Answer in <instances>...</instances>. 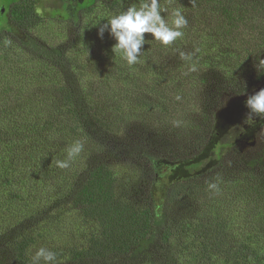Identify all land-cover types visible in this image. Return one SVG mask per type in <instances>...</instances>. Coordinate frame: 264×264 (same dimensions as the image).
Instances as JSON below:
<instances>
[{"label": "trees", "instance_id": "16d2710c", "mask_svg": "<svg viewBox=\"0 0 264 264\" xmlns=\"http://www.w3.org/2000/svg\"><path fill=\"white\" fill-rule=\"evenodd\" d=\"M54 1L0 0V264H31L39 247L57 264H264V156L214 140L223 96L264 82V0H160L169 23L183 9L184 36L146 33L132 66L93 24L140 0ZM51 21L64 40L40 32ZM79 43L84 64L69 54ZM75 140L84 151L56 167ZM163 163L190 175L160 194ZM219 203L230 214L208 212Z\"/></svg>", "mask_w": 264, "mask_h": 264}, {"label": "clouds", "instance_id": "9594fccd", "mask_svg": "<svg viewBox=\"0 0 264 264\" xmlns=\"http://www.w3.org/2000/svg\"><path fill=\"white\" fill-rule=\"evenodd\" d=\"M165 11L160 0H140L138 6L130 5L119 14L106 17L103 13H98L100 18L93 25H97L102 18L105 19L106 22L99 25L98 35L103 38L104 32L107 30L115 39L112 52L119 54L128 66H132L139 61L142 47L147 41L146 33L151 34V39H155L165 46L172 45L177 39L183 38V29L188 26L183 9H172L171 23L162 15ZM8 43L10 41H5V46ZM179 56L182 60L190 62L189 72L197 70L196 64L192 62L193 54L179 51ZM245 104L250 110L246 117V123L254 124L253 115L264 117V88L249 95ZM84 148L85 144L82 140L73 141L66 149L65 158L56 160V167L69 168L84 151ZM208 188L215 192L220 190L216 182H209ZM31 264H57V253L47 247H39L31 257Z\"/></svg>", "mask_w": 264, "mask_h": 264}, {"label": "rangeland", "instance_id": "374dc122", "mask_svg": "<svg viewBox=\"0 0 264 264\" xmlns=\"http://www.w3.org/2000/svg\"><path fill=\"white\" fill-rule=\"evenodd\" d=\"M53 1L54 0H50L51 3L55 2ZM56 2L58 1L56 0ZM51 3H48V9L50 11L52 10L54 5H51ZM48 24H50V26L40 25L38 27V29H40V32H42L46 38H50L53 42L64 40L66 34L64 33V27L60 23H56L53 21L49 22ZM89 48L98 50V48L100 47L98 42L96 41L93 42L92 45L89 46ZM68 49L70 50L69 54L73 56V58L78 63L84 64V57L86 56L85 52H87L86 50H84V44L81 45V43H79L77 46L71 45L70 47H68ZM99 62L100 64L98 65V67L102 68L104 62L103 60H99ZM231 67L234 68L235 64L231 63ZM96 68H94V70ZM92 70L90 72H92ZM210 84L214 89L217 88L218 85H220L215 79H213ZM261 88H264V82L256 85L253 91L248 95L243 96L229 93L228 95L223 96L221 105L222 108L217 113L215 118L217 133L216 135H214V140L218 135L227 134L232 136V141L234 143H245L248 147H253V150H251V152L247 154L253 155L262 152L264 156V117L253 115L254 124L249 125L245 122L246 117L250 112V110L246 107L245 101L249 95L253 94ZM102 93L104 96H107L108 94L111 95L110 92ZM199 159H206L207 162L204 164V167L209 168L215 167L219 162L218 158L212 151L203 152ZM184 164L185 163H163L160 166L158 165L160 173V175H158V183L156 185L158 193L161 194L162 192H164L172 181L179 180L190 175V173L186 170ZM162 169H164V171H162ZM256 172L257 174L264 177V157L260 164L257 165ZM227 192V190L224 191V193ZM221 204L222 203H219L217 205L213 204L211 209L212 211L209 210L208 212L213 214H216V212L230 214V212L226 211V207L221 206ZM82 234L83 236L80 235V238H83L85 236L84 230Z\"/></svg>", "mask_w": 264, "mask_h": 264}, {"label": "water", "instance_id": "95a60500", "mask_svg": "<svg viewBox=\"0 0 264 264\" xmlns=\"http://www.w3.org/2000/svg\"><path fill=\"white\" fill-rule=\"evenodd\" d=\"M1 10H2V12H3V11H4V8L2 7Z\"/></svg>", "mask_w": 264, "mask_h": 264}]
</instances>
